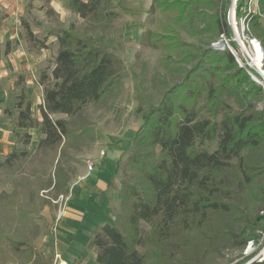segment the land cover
Returning <instances> with one entry per match:
<instances>
[{"label": "trees", "instance_id": "16d2710c", "mask_svg": "<svg viewBox=\"0 0 264 264\" xmlns=\"http://www.w3.org/2000/svg\"><path fill=\"white\" fill-rule=\"evenodd\" d=\"M194 1L154 0L153 5L177 8L183 16ZM72 2L92 30L103 29L120 18L116 0ZM230 4L231 0L222 2L216 22L223 23L231 45L237 48L227 19ZM263 13L264 0H259L258 12H248L247 0H238L237 16H246V31L260 41L264 54ZM23 24L27 41L44 48L30 25L26 21ZM55 35L58 49L53 64L45 66L37 80L44 88L43 102L38 106L42 119L34 115L32 101L26 97L24 74L18 75L5 107L8 116L18 113L13 132L37 128L43 135L39 146L47 148L59 146L63 139L94 136L93 128L75 130L66 120L52 116H75L88 103L100 104L124 86L125 77V66L113 48L112 36L105 37L100 31L96 35L79 33L75 23L55 31ZM148 36L152 46L162 48L158 66L176 73L181 80L171 82L158 66L150 78L146 64L140 72L132 70L136 112L142 124L131 141L129 155L118 163L122 177L120 211L114 223L98 225L87 244L96 254V264H184L180 257L181 233L204 228L215 214L231 211L232 204L222 199V191L229 184L245 188L258 176L244 153L264 148V110H255L251 102L264 94L263 87H247L253 79L228 49L216 50L209 44L198 48L167 34L148 32ZM210 78L217 83L209 82ZM233 93H241L251 113L231 109L224 96ZM221 109L225 112L219 121ZM15 135L18 140L22 137L24 144L31 140L28 131ZM217 136V149L208 150L207 144ZM122 141L113 138L112 143ZM16 144L12 153L0 159V168L13 166L27 155L28 151L18 150ZM65 185L64 178L59 189ZM260 189L264 200V181ZM259 224L264 231V210L255 223L242 230V248L248 241H260L261 233H255ZM6 239L14 250L25 251L33 264H53V255L47 256L32 240ZM50 244L53 249V238ZM255 254L245 256L243 261ZM0 264H12L1 247ZM249 264H264V259L255 258Z\"/></svg>", "mask_w": 264, "mask_h": 264}, {"label": "rangeland", "instance_id": "374dc122", "mask_svg": "<svg viewBox=\"0 0 264 264\" xmlns=\"http://www.w3.org/2000/svg\"><path fill=\"white\" fill-rule=\"evenodd\" d=\"M223 1L195 0L181 16L177 8L162 9L154 6V0H116L120 18L98 30H92L78 15L72 0L63 3L61 13L51 5V0H29L27 11L22 16L16 15L11 24L14 29L4 42V47L6 45L18 48L32 55L36 63V70L32 74L34 82L45 66L53 64L58 49L55 31L68 28L71 23L76 24L79 33L89 32L96 35L100 31L105 37L112 36L115 41L113 48L125 66V77L124 86L115 90L100 104L88 103L75 116L62 113L52 116L54 119L66 120L75 130L85 126L93 128L96 131L94 136L79 140L63 139L59 146L47 148L39 146L43 135L37 128L31 130L33 133L29 144H24L22 137L18 140L19 136L13 135L18 140V150L24 149L28 153L13 166L0 168V247L10 263L33 264V261L25 251L14 250L6 237L15 240L27 238L38 247L43 243L44 236L50 240L58 235L61 219L59 225H55L58 204L53 203V200H57L62 194H71V185L86 170L88 161L94 162L101 149H109L113 145V138L130 141L141 126L142 118L136 112L132 70L140 72L143 64H146L150 78L162 53L160 46L151 45L148 32L172 35L198 48H204L208 44L212 47V42L218 40L221 34L227 36L223 23L216 22ZM233 3L231 0L227 19L232 28V40L238 45V56L244 58L234 27H237L248 47L250 45L247 40L250 35L248 36L246 31L245 20L243 22L237 15L234 20ZM249 8H255V0H247V10ZM262 19L264 22V15ZM23 21L30 25L35 36L44 44V48L40 43L33 45L27 41ZM158 68L171 82L181 80L176 73L170 74L171 71L159 66ZM209 82L216 84L217 80L210 78ZM259 85L264 89V85L254 80L247 87ZM35 86L34 83V89L28 90L27 95L34 102V114L41 118L38 106L43 102V93L41 88ZM260 95L258 99L251 101L257 111L264 110V94ZM224 100L236 112H242L243 109L247 113L252 111L251 108L248 109L241 93L227 94ZM224 112L223 109L219 110V121ZM203 114L209 116L207 112ZM218 141L219 136L208 143V150L217 149ZM129 153L130 147L124 160ZM244 154L247 156V164L255 167L258 176L245 188L229 184L222 191V199L232 204L231 211L215 214L211 223L204 228L185 230L181 233L183 249L180 257L184 264H248L264 251L262 224L255 227V233L262 235L260 241H248L244 248L241 247L242 230L247 224L255 223L258 215L264 210L260 189L264 181V148L249 153L245 151ZM64 178L66 185L59 189ZM47 251V256L53 255V264H96V254L90 251L71 260L57 259L53 250ZM253 252H256L253 258L243 261L245 256Z\"/></svg>", "mask_w": 264, "mask_h": 264}, {"label": "crops", "instance_id": "0c3cea01", "mask_svg": "<svg viewBox=\"0 0 264 264\" xmlns=\"http://www.w3.org/2000/svg\"><path fill=\"white\" fill-rule=\"evenodd\" d=\"M65 2L66 0H51V5L58 13H61ZM28 7L29 0H0V16L3 15L0 18V159L13 152L17 142V138L13 136L15 132L28 131L32 134L31 130L36 129H17L13 132V126L19 118L18 113L14 112L11 116L5 113L9 91L18 75L26 76L25 94L27 98L28 90L34 89V83L35 87L42 89V93L44 89L37 83L38 79L36 82L32 79V74L36 70L32 55L18 48L6 45L4 47V42L14 29L11 26L13 19L16 15L22 16ZM261 20L263 22L262 17ZM32 105H34L33 101ZM132 139L111 145L107 149L105 158L98 153L93 160L97 165L96 171L89 174L86 166V170L78 179H75L71 185V196L59 222L60 225L57 224L59 225L58 235L52 237L53 249L50 244L51 239L43 235V243L36 246L39 250L47 254V250L51 249L56 258L60 260H71L83 256L89 252L87 244L94 229L106 222L114 223L116 214L120 211L118 192L121 188L122 177L117 169L118 163L127 154Z\"/></svg>", "mask_w": 264, "mask_h": 264}, {"label": "built area", "instance_id": "2783aa9c", "mask_svg": "<svg viewBox=\"0 0 264 264\" xmlns=\"http://www.w3.org/2000/svg\"><path fill=\"white\" fill-rule=\"evenodd\" d=\"M233 2L234 3H233V6H232V11H233L232 13H234V20H235L236 15H237V3H238V0H233ZM258 10H259V0H255V8L254 9H252V8L250 9L249 8V10H247V11L248 12H258ZM263 15H264V13L261 14V16H263ZM229 19L231 20V12L229 14ZM241 20L243 22L245 20L246 30H247L248 29V25L246 23V16L245 17H241ZM248 36H249V34H248ZM244 38L247 40V37L244 36ZM254 40H258V39L255 38V37H251L250 36V39H248L247 41H249V45H250V43L253 42ZM259 43H260V41H259ZM212 47L214 49H216V50H219L221 48L224 49V50L228 49L235 56L236 61L238 62L239 66L244 67L254 81L260 83L261 80H264V76L261 77L259 75V72L262 73V71L264 72V70L260 71L261 68L257 69L256 67H254L251 64V62H249L245 57H244V62L242 63L240 58H239V56H238L237 48H235V47H233L231 45L230 39L227 36H225V34H221V37L218 40L212 42ZM262 67H263V65H262ZM99 154H100V156L102 158L107 157V149L106 148L101 149ZM87 167H88V173L89 174L94 173L96 171V169H97L96 163L92 162V161H88ZM70 196H71V194L70 195L62 194V195H60V198H58L57 200H53V203L58 204L57 217H56L57 221L55 222V225L58 224L59 220L63 216L65 208H66V205H67V202H68ZM55 230H56V228H55ZM58 256L59 255H57V257ZM257 258H258L259 261H262L264 259V255H262V253H261V254H259V256Z\"/></svg>", "mask_w": 264, "mask_h": 264}, {"label": "bare ground", "instance_id": "6f19581e", "mask_svg": "<svg viewBox=\"0 0 264 264\" xmlns=\"http://www.w3.org/2000/svg\"><path fill=\"white\" fill-rule=\"evenodd\" d=\"M234 15V13H233ZM237 32L239 34V42H240V50L243 54V56L249 61L251 62V64L256 67L257 69H260L261 70H264L263 67H262V64H263V49H262V46L261 44L259 43L258 40H254L253 42L250 43V47H248L241 35H240V32L238 31L237 29ZM241 62L243 63L244 62V58L243 57H239ZM263 72V71H262ZM260 84H263L264 85V80H261L260 81Z\"/></svg>", "mask_w": 264, "mask_h": 264}, {"label": "water", "instance_id": "95a60500", "mask_svg": "<svg viewBox=\"0 0 264 264\" xmlns=\"http://www.w3.org/2000/svg\"><path fill=\"white\" fill-rule=\"evenodd\" d=\"M234 30H235V33L238 35V37H240L239 34H238V32H237V27H236V26L234 27ZM239 44H240V42H239ZM263 57H264V54H263ZM262 65H263V64H262ZM259 75H260L261 77H263V76H264V72H262V73L259 72ZM262 255H264V251L262 252Z\"/></svg>", "mask_w": 264, "mask_h": 264}]
</instances>
